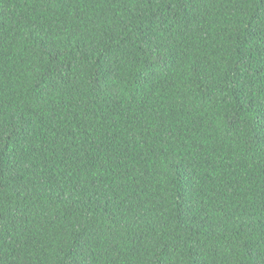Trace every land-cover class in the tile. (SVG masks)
Instances as JSON below:
<instances>
[{
    "label": "trees",
    "instance_id": "obj_1",
    "mask_svg": "<svg viewBox=\"0 0 264 264\" xmlns=\"http://www.w3.org/2000/svg\"><path fill=\"white\" fill-rule=\"evenodd\" d=\"M0 264H264V0H0Z\"/></svg>",
    "mask_w": 264,
    "mask_h": 264
}]
</instances>
